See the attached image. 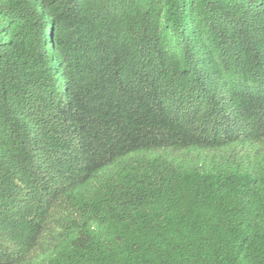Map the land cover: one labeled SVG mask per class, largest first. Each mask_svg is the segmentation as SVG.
Returning <instances> with one entry per match:
<instances>
[{
  "label": "trees",
  "instance_id": "trees-1",
  "mask_svg": "<svg viewBox=\"0 0 264 264\" xmlns=\"http://www.w3.org/2000/svg\"><path fill=\"white\" fill-rule=\"evenodd\" d=\"M0 264H264V0H0Z\"/></svg>",
  "mask_w": 264,
  "mask_h": 264
},
{
  "label": "clouds",
  "instance_id": "clouds-1",
  "mask_svg": "<svg viewBox=\"0 0 264 264\" xmlns=\"http://www.w3.org/2000/svg\"><path fill=\"white\" fill-rule=\"evenodd\" d=\"M109 60H110V64H115V63H117V61H118V57H111V58H109ZM250 86H246V85H244L243 86V88H244V90L245 91H247V92H250V93H252L253 92V90L251 89V88H249ZM181 151H184V150H181ZM181 151H179V152H181ZM201 151H204V152H207L206 150H201ZM198 153H200V152H198ZM107 169H109V167H105L104 169H103V172H101V179H103L105 176H106V173H105V171L107 170ZM109 172H107V174H108Z\"/></svg>",
  "mask_w": 264,
  "mask_h": 264
}]
</instances>
